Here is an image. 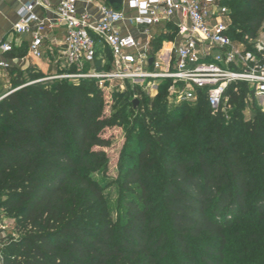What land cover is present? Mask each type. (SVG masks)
<instances>
[{
  "label": "trees",
  "instance_id": "obj_1",
  "mask_svg": "<svg viewBox=\"0 0 264 264\" xmlns=\"http://www.w3.org/2000/svg\"><path fill=\"white\" fill-rule=\"evenodd\" d=\"M223 3L229 35L253 50L264 0ZM173 38L159 36L155 49ZM11 73L0 100V208L19 237H6V264H264V109L245 118L255 98L245 84L228 90V112L213 114L206 93L174 102L167 80L153 98L117 92L107 115L95 79ZM115 126L127 132V161L113 207L95 174Z\"/></svg>",
  "mask_w": 264,
  "mask_h": 264
},
{
  "label": "built area",
  "instance_id": "obj_2",
  "mask_svg": "<svg viewBox=\"0 0 264 264\" xmlns=\"http://www.w3.org/2000/svg\"><path fill=\"white\" fill-rule=\"evenodd\" d=\"M17 2L14 31L30 35L32 57L51 54L59 68L37 81L90 78L108 94L112 87L132 85L155 97L171 80L174 102L196 104L206 93L213 114L229 111L228 90L238 91L241 84L264 98V45L256 41L251 50L231 38L223 0H121L119 8L110 0ZM169 34L174 38L155 49L158 37ZM12 49L10 43L0 45V72L12 67L5 56ZM96 60L110 68L84 71ZM4 245L0 233V264H6Z\"/></svg>",
  "mask_w": 264,
  "mask_h": 264
},
{
  "label": "rangeland",
  "instance_id": "obj_3",
  "mask_svg": "<svg viewBox=\"0 0 264 264\" xmlns=\"http://www.w3.org/2000/svg\"><path fill=\"white\" fill-rule=\"evenodd\" d=\"M155 31V30H154ZM258 43L264 45V25L258 37ZM40 71V70H39ZM88 71V70H84ZM43 75L44 73L40 71ZM45 76V75H44ZM47 77V76H45ZM44 77V78H45ZM42 79V78H41ZM39 80V79H38ZM73 83H77V80H71ZM115 86V85H114ZM138 87V86H137ZM132 85H125L121 88H114L112 87L111 93H105V112L110 111L107 115L111 114L112 105L115 103V94L127 92L135 90L136 88ZM141 93L135 94L138 97H146L150 96L149 94L145 93L141 87H138ZM109 91V90H108ZM130 96H133V93H130ZM151 98L153 96H150ZM173 107H171L172 109ZM264 109V98H254L248 99L244 108V116L246 119H250L253 117V113L255 109ZM134 114V113H133ZM135 115V114H134ZM133 115V116H134ZM126 130L123 127L115 126L112 128H107L104 136L112 139V144L105 148L106 155L108 157L107 165L104 166L99 172H97L96 178L100 179L101 182L104 184L106 188V195L110 203L113 207L116 206V203L120 197L121 190H122V178H123V170L122 165L125 164L127 161L126 156L123 154V147L127 142L125 137ZM115 210V208H113ZM0 233L3 237L4 244L8 243V235H11L14 238H18L19 234L15 232V223L14 219L10 217L8 214H5L4 209L0 208Z\"/></svg>",
  "mask_w": 264,
  "mask_h": 264
},
{
  "label": "crops",
  "instance_id": "obj_4",
  "mask_svg": "<svg viewBox=\"0 0 264 264\" xmlns=\"http://www.w3.org/2000/svg\"><path fill=\"white\" fill-rule=\"evenodd\" d=\"M17 10V0H0V45L7 42L13 46V51L5 54L10 59L12 67L0 72V97H4L11 89L13 68L37 69L45 76L54 75L59 71L51 54H46L43 59H36L29 54L30 35L17 34L13 29L18 20ZM46 52H48L47 49Z\"/></svg>",
  "mask_w": 264,
  "mask_h": 264
},
{
  "label": "water",
  "instance_id": "obj_5",
  "mask_svg": "<svg viewBox=\"0 0 264 264\" xmlns=\"http://www.w3.org/2000/svg\"><path fill=\"white\" fill-rule=\"evenodd\" d=\"M110 2L113 4L115 8H119L121 6V0H110ZM152 61H153V58L150 59V63H152ZM134 105H135V108L138 107L139 105L138 99L134 100Z\"/></svg>",
  "mask_w": 264,
  "mask_h": 264
},
{
  "label": "bare ground",
  "instance_id": "obj_6",
  "mask_svg": "<svg viewBox=\"0 0 264 264\" xmlns=\"http://www.w3.org/2000/svg\"><path fill=\"white\" fill-rule=\"evenodd\" d=\"M167 47L169 48V46L167 45Z\"/></svg>",
  "mask_w": 264,
  "mask_h": 264
}]
</instances>
